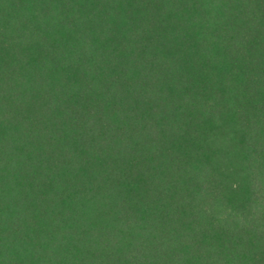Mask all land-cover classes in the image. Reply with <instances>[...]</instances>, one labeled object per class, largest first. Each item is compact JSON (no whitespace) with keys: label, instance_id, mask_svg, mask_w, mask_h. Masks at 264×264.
<instances>
[{"label":"trees","instance_id":"16d2710c","mask_svg":"<svg viewBox=\"0 0 264 264\" xmlns=\"http://www.w3.org/2000/svg\"><path fill=\"white\" fill-rule=\"evenodd\" d=\"M0 264H264V0H0Z\"/></svg>","mask_w":264,"mask_h":264}]
</instances>
